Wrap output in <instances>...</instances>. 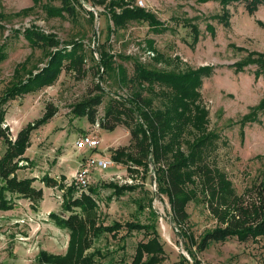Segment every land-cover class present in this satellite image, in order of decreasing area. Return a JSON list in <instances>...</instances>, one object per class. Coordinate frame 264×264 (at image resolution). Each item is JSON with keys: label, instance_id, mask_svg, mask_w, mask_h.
Listing matches in <instances>:
<instances>
[{"label": "rangeland", "instance_id": "1", "mask_svg": "<svg viewBox=\"0 0 264 264\" xmlns=\"http://www.w3.org/2000/svg\"><path fill=\"white\" fill-rule=\"evenodd\" d=\"M76 1L70 3L74 8L73 16L63 13L60 17H49L42 6L46 4L58 9L61 5L56 0H42L40 5L33 4L32 0H0V50L6 55L0 62V99L14 84L37 74L53 50L32 48L22 36L27 28L54 36L60 47L80 43L85 72L77 74L65 62L48 86L32 89L15 100L0 104L6 111L2 128L7 129L6 135L12 140L27 124L41 118L46 108L55 110L49 121L31 133L30 146L24 154L28 165L23 163L24 168L16 172L18 179H35L33 186L42 190V199L33 204L12 195L13 209L0 210V264H33L41 250L50 254L65 253L68 231L56 227L49 213L69 215L62 211V195L68 187H76L68 165L70 163L74 169L83 157L91 154L88 148L76 150L74 142L83 135L96 136L98 147L93 151L94 156L110 160L115 150H130L133 146L130 133L123 125L111 131L99 126L112 99H129L133 93L132 88L121 84L117 74V66L121 65L131 75L132 60L158 71L183 72L211 67L212 74L203 79L199 89L202 105L207 111V131L218 136L207 152V162L226 175L237 195L263 180L264 115L258 113L257 121L242 128L239 122L264 97V75L256 76L257 67L253 65L239 72L235 68L249 56L252 59L264 56L262 5L250 12L245 2L222 7L216 1L134 0V6L141 1L143 5L136 7L153 14L162 24V28L153 31L142 22H129L124 28L115 30L105 5H93L89 0ZM115 11L119 13L121 9ZM192 27H196L197 33L191 31ZM100 50H106L112 56L113 70L103 72L102 68L98 69ZM96 85L102 92L95 89ZM158 89L155 87L156 92ZM141 93L142 97L153 100L154 107L161 106L160 98L150 95L147 90ZM99 94L102 103L96 108L94 123L74 113L75 105ZM191 134L183 139L191 140ZM131 150L135 154V150ZM181 150L186 152L184 143ZM4 152L5 145L1 140L0 158ZM112 162L110 168L103 172L93 170L89 177L88 186L98 191L94 196L98 218L103 225L155 222L165 251L161 264H195L194 261L199 264H264V238L245 243L236 239L214 242L203 252L193 247L190 257L185 251L186 243L177 233L179 228L170 219L167 197L157 193L153 162L148 169L131 166L134 172L122 163ZM44 176L63 187L42 183ZM61 176L66 179L63 183L59 179ZM104 185H135L136 188L116 197L111 195L113 189ZM86 191L87 188L83 192ZM79 194L77 190L75 196ZM108 197L111 200L107 201ZM186 211L189 214L187 230L197 242L204 232L217 225L201 199L190 202ZM124 235L125 228L115 237L104 234L92 243L91 250L99 248L104 253L112 252L115 261L129 264L137 243L147 238L138 231ZM180 255L188 262L181 263Z\"/></svg>", "mask_w": 264, "mask_h": 264}, {"label": "trees", "instance_id": "2", "mask_svg": "<svg viewBox=\"0 0 264 264\" xmlns=\"http://www.w3.org/2000/svg\"><path fill=\"white\" fill-rule=\"evenodd\" d=\"M60 3L58 9L44 4V12L49 17L66 14L73 16L74 8L71 0H56ZM76 1V0H72ZM105 5L108 9L110 20L114 29H122L129 22L146 23L149 29L158 31L162 24L153 14L134 6V0H89ZM216 1L222 7L232 3L245 2L246 8L251 12L262 5L264 0H196L199 3ZM33 4L40 5L42 0H32ZM77 2V1H76ZM130 6H133L130 8ZM115 9H121L116 13ZM191 31L197 33L196 27ZM18 32H16L17 34ZM23 38L34 47L53 49L49 54L46 65L35 75L26 80L19 81L7 89L0 99L4 105L8 101L15 100L32 89L48 86L63 69L65 62L77 74H83L84 58L80 43L69 44L60 47L59 41L52 35L27 28L22 32ZM197 34L194 39L196 42ZM101 45V48H104ZM98 69L102 71L113 70L110 58L106 50H100ZM6 58L0 50V62ZM132 73L129 75L121 65L117 66L122 85L129 86L134 91L129 99H112L105 109L99 126L111 131L117 126L123 125L130 133L133 146L127 149L115 150L112 160L124 164L129 171L134 172L133 166H141L148 169L153 162L157 193L165 195L171 210V221L177 229L178 235L186 243L185 251L192 257L191 249L203 252L214 242H225L236 239L240 243L256 242L264 238V174L263 180L254 184L247 192L237 195L231 182L218 168L207 162V152L218 139L214 133L207 131V111L201 102L199 89L204 78L209 77L213 69L209 66L198 69H188L183 72L158 71L148 69L138 61L132 60ZM248 65L256 66V76L264 75V56L257 59L249 56L246 60L235 65L236 70L242 71ZM97 69V70H98ZM116 69V68H115ZM155 87L159 91H155ZM95 89L102 92L99 85ZM147 90L162 100L160 107H154L152 99L142 97V91ZM102 103L101 95L86 98L83 102L74 106V113L85 116L90 123L96 120V108ZM41 118L21 129L14 140L6 135L4 123L5 110L0 107V141L5 145V152L0 158V210L13 209L11 196L28 199L37 203L42 199V190L33 186L34 178L18 179L16 172L28 165L24 157L26 149L30 146V136L38 127L44 125L54 116L50 108ZM258 113L264 115V97L251 112L239 122L241 128L247 123L257 121ZM192 129L193 131H191ZM192 133L191 140L183 138ZM184 141V142H183ZM182 143L186 146V152L181 150ZM131 149L135 150L132 154ZM151 157V158H150ZM25 163V165H22ZM132 166V167H131ZM164 166V169L161 167ZM60 182L65 181L60 177ZM42 183L63 187L56 180L47 176L42 177ZM113 189L111 195L120 197L125 192L135 190V185L120 186L104 185ZM76 189L68 187L63 192L62 211L69 215L63 217L55 213H49V218L59 229L68 231L69 240L64 254H50L41 250L34 259L33 264H120L122 260L115 261L112 252L104 253L101 249H92V243L101 236L117 234L125 228L126 235L133 231L142 232L147 238L144 242L137 243L134 254L129 264H161L164 261L165 251L156 231L155 222L147 224L125 223L121 225H103L100 222L97 210L98 204L94 196L96 188L87 187V191L75 196ZM201 199L209 214L215 219L217 225L203 233L197 242L194 236L188 232L189 214L187 205ZM111 200L108 197L107 201ZM139 210L142 207L139 206ZM124 235V236H126ZM115 237V236H114ZM181 263H187V259L180 255ZM195 264H199L194 261Z\"/></svg>", "mask_w": 264, "mask_h": 264}, {"label": "built area", "instance_id": "3", "mask_svg": "<svg viewBox=\"0 0 264 264\" xmlns=\"http://www.w3.org/2000/svg\"><path fill=\"white\" fill-rule=\"evenodd\" d=\"M136 6H142L141 1L135 4ZM98 147V139L93 135H83L76 142H74V148L80 150L88 148L91 154L82 158L79 167L74 175V186L80 193L85 191L89 185V177L93 170L103 172L110 168L114 163L109 158H101L94 156L93 151Z\"/></svg>", "mask_w": 264, "mask_h": 264}, {"label": "crops", "instance_id": "4", "mask_svg": "<svg viewBox=\"0 0 264 264\" xmlns=\"http://www.w3.org/2000/svg\"><path fill=\"white\" fill-rule=\"evenodd\" d=\"M79 164H80V163H79ZM79 164H77V166H75V167H74V169H73V167H72V166L70 165V163H69V165H68V166H70V167H71V169H72V172H73V173H72V174H73V176H74V174L76 173V171H77V169H78V167H79ZM65 181H66V179H65ZM65 181H64V182H65ZM62 200H63V199H62Z\"/></svg>", "mask_w": 264, "mask_h": 264}]
</instances>
